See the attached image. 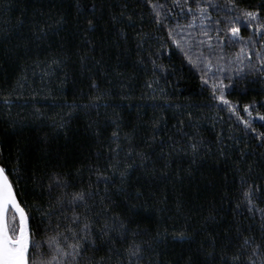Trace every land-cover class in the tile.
Here are the masks:
<instances>
[{
  "label": "trees",
  "instance_id": "obj_1",
  "mask_svg": "<svg viewBox=\"0 0 264 264\" xmlns=\"http://www.w3.org/2000/svg\"><path fill=\"white\" fill-rule=\"evenodd\" d=\"M217 2L223 4L224 0ZM239 2L241 7H248L258 5L261 0ZM8 3L11 9L6 11L4 6ZM160 3L167 6L162 9L166 18L157 24L145 0H87L88 6L96 8L95 31L84 37L78 26L86 27V19L93 17L78 16L77 0H3L0 3V93L12 92L14 103L9 110L0 101V153L12 160L23 153L20 198L30 204L35 200L46 205L48 194L31 182L33 171L43 174L45 184L48 175L57 171L66 174L70 182L83 181L86 186L87 165L105 163L112 145L111 133L118 124L124 147H127L123 140L125 133L134 134L137 150L156 161L154 175L151 171L145 175L139 166L131 172L130 189L140 186L145 198L133 200L137 207L129 214L153 235L157 224L168 226L167 235H163L161 227V238L154 245L159 264H187L190 255L193 259L203 257L194 254L196 245L192 242L173 238L172 224L175 222L179 230L184 223L183 217H172L177 200L184 205V212L191 217L194 227L207 224L205 235L212 234L217 250L235 237L237 226L243 230L251 225V232L246 231L245 235L259 238V214L253 216L244 206L237 208L236 205L240 174L250 175L252 180L264 185V157L261 156L264 147L260 146L256 133L245 128L235 115L212 98L209 85L201 77L222 80L228 86V98L245 118L247 114L242 112L245 104L255 103L256 108L264 111L260 108L264 104V76L249 67L250 63L258 64L255 53L261 50L264 55V45L249 44L245 53L251 61L240 54L243 63H239L236 57L240 43H228L220 51L221 45L214 39L216 54L210 57L212 67L209 69L203 63L194 66L197 58L203 60L209 54L207 43L196 46L199 40L205 39L199 35V20L194 27L187 28L191 15L186 9L181 11L183 0L180 6L172 0H160ZM189 3L194 6V0ZM129 16L132 22L127 19ZM61 17L66 23L57 30L55 21ZM19 20H23V26L17 24ZM45 22L51 28L43 39H37L33 35L35 26L43 27ZM170 28L174 29L172 37L168 35ZM9 30L11 39L3 36ZM251 31L242 28L241 35L246 39ZM181 37L188 56L172 43ZM220 56L224 59L220 60ZM52 58H60L62 63L54 75L42 80L36 65ZM221 68L223 71H219ZM93 81L98 84V90L91 87ZM18 82L24 87H18ZM17 94L21 99H15ZM97 96L100 101L96 107H85ZM73 101L77 105L74 108L70 107ZM178 120H183V125H178ZM154 123H158L155 130ZM260 125L256 120L257 132H264ZM178 128L183 131H177ZM153 135L165 137V151L171 144L167 140L169 135L177 140L183 136L185 147L192 142L189 137L200 142L196 162L190 163L189 155L174 152L171 163L164 167L154 155L159 152V139L152 144ZM234 161L239 162L240 172L233 166ZM78 168L82 169L81 175H77ZM148 169L152 170L153 165L149 163ZM150 192L156 194V201L148 195ZM165 195L168 216L163 221L143 210L146 206H157L158 198ZM259 206L264 207V203ZM124 210L129 211L127 206ZM209 212L214 219H208ZM34 215L32 227L39 228L40 212Z\"/></svg>",
  "mask_w": 264,
  "mask_h": 264
},
{
  "label": "snow or ice",
  "instance_id": "obj_2",
  "mask_svg": "<svg viewBox=\"0 0 264 264\" xmlns=\"http://www.w3.org/2000/svg\"><path fill=\"white\" fill-rule=\"evenodd\" d=\"M3 0H0L2 3ZM173 4L180 6L181 0H172ZM145 4L150 7L155 14V22L161 24L166 18L162 12L167 6L160 3V0H145ZM11 4H5L4 10H10ZM187 10L191 15L187 28L195 26L199 20L201 25L199 35L205 39L198 41L197 47L207 43L209 54L203 60L197 58L194 66L203 63L210 69L212 67L211 56L216 54L212 41L215 39L221 46L228 43H240V53L236 60H240V54H245L251 61V57L245 53L246 47L257 43L264 45V0H261L256 6L241 7L239 0H224V3H218L217 0H194V6L189 0H183L181 11ZM215 13V15H213ZM78 16L93 17L86 19V27L78 26L84 37L90 32L95 31L94 18L96 14L95 5L88 6L87 0H77ZM123 15V13H121ZM129 22L132 18L127 17ZM66 23L63 17L55 21L56 29L59 30ZM19 26H23V20L17 21ZM176 27H185L177 25ZM33 35L37 39H43L47 35V29L51 28L47 22L43 27L39 24L35 26ZM242 28L251 29V33L245 39L241 35ZM215 32V37L210 34ZM174 29L170 28L168 35L172 37ZM139 35V33L137 34ZM176 35H179L177 33ZM3 36L11 39L12 32L4 31ZM142 40L143 37H140ZM195 39V38H192ZM183 37L173 39L172 43L180 49L185 56L188 52L182 45ZM192 47V44L189 45ZM250 50V49H249ZM87 53L81 56L83 62ZM258 64H249L253 72L264 76V55L261 50L255 53ZM203 56V52H201ZM189 62L193 63L192 58L188 57ZM220 60L224 57L220 56ZM62 63L60 58H52L43 64H37L43 77L55 74V69ZM152 63L164 71L163 67ZM223 71V69H219ZM27 79V77H23ZM205 85H209L212 98L220 105H223L229 113L236 116L245 128L256 133V139L260 146L264 147V132H257L254 126L255 121L261 122L264 127V111L255 107L253 104L243 105L242 112L247 114V118L241 115L236 105L228 98L230 93L226 91L227 87L222 80L213 79L209 81L201 77ZM230 79V78H229ZM151 87V84L147 85ZM18 87L24 85L18 82ZM92 88H99L93 81ZM35 99V94L32 97ZM16 100L21 99L20 95L15 96ZM0 101L3 105L11 109L14 99L12 92L8 94L0 93ZM100 101L97 96L91 105L85 107H96ZM75 101L70 107H76ZM264 109V104L260 105ZM39 112V109H37ZM178 125H183V120L177 121ZM62 127V125H60ZM158 127V123L153 124V129ZM177 131L182 132V128ZM152 144H156L159 139V152L155 153L164 167L171 163V156L175 152L177 155L185 154L191 157L190 163H195L201 149V143L192 140L187 147L183 144L184 137L179 140L172 136H167L171 141L168 150L165 151V137L153 135ZM127 147L121 142L120 126L117 124L111 133L112 145L108 148V156L105 163H94L87 165L89 180L87 185L80 181L74 184L69 181L64 173L57 171L51 172L47 177L46 184L43 183V174L32 173V183L48 194L46 205L33 201L31 204L27 200L20 198L21 177V155L19 153L15 160L4 158L0 153V264H159L158 253L155 250L157 240L161 238V227L163 235H167L169 228L167 225L157 224L155 234L136 221L135 217L129 214L131 209H135L137 204L133 200L145 198L144 191L140 186L130 189L129 178L132 171L137 166L144 169L145 175H154L155 160H150L149 155L144 151H138L133 143L134 134L125 133L123 137ZM123 151V156L121 152ZM19 152V150H18ZM264 157V153H261ZM241 160L244 154H240ZM99 159V157H98ZM153 165V169H148V164ZM233 166L240 172L239 162L234 161ZM38 168V165L35 166ZM77 175H81L82 169L76 170ZM252 169H248L250 174ZM95 180H92V177ZM264 179V177H262ZM239 197L237 208L244 206L248 213L253 216L259 214L260 217V235L257 239L253 235H245V232H251V225L248 229L236 227V235L229 241L218 246L212 234L207 233V224H201L194 227L191 224V217L184 212V205L177 200L172 217H183L184 223L177 230L175 222L172 224V234L174 239L181 241H190L196 245L195 255L202 256V259H193L190 255L187 264H264V185L258 184L252 180L250 175L240 174L239 176ZM154 201L157 200L156 194H148ZM53 196L55 197L53 199ZM227 196V193H226ZM167 196L158 198L157 206H146L145 212L154 213L158 220L163 221L168 216ZM127 206L129 211H125ZM34 212H40L39 228L32 227L36 217ZM208 219H214L212 212H209ZM155 257L156 259H153Z\"/></svg>",
  "mask_w": 264,
  "mask_h": 264
}]
</instances>
